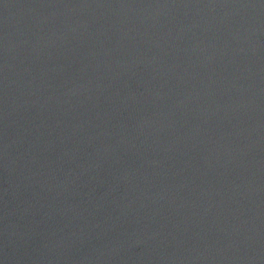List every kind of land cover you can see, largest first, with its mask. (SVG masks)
I'll list each match as a JSON object with an SVG mask.
<instances>
[{
	"label": "water",
	"instance_id": "obj_1",
	"mask_svg": "<svg viewBox=\"0 0 264 264\" xmlns=\"http://www.w3.org/2000/svg\"><path fill=\"white\" fill-rule=\"evenodd\" d=\"M0 264H264V0H0Z\"/></svg>",
	"mask_w": 264,
	"mask_h": 264
}]
</instances>
